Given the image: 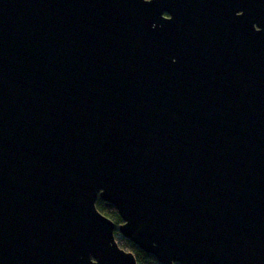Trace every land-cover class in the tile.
Wrapping results in <instances>:
<instances>
[{
	"label": "water",
	"instance_id": "95a60500",
	"mask_svg": "<svg viewBox=\"0 0 264 264\" xmlns=\"http://www.w3.org/2000/svg\"><path fill=\"white\" fill-rule=\"evenodd\" d=\"M116 228L264 264V0H0V264H138Z\"/></svg>",
	"mask_w": 264,
	"mask_h": 264
},
{
	"label": "trees",
	"instance_id": "16d2710c",
	"mask_svg": "<svg viewBox=\"0 0 264 264\" xmlns=\"http://www.w3.org/2000/svg\"><path fill=\"white\" fill-rule=\"evenodd\" d=\"M96 205H97L98 210L102 214H104L105 216L113 220V222L116 224V227H118L119 225L123 223V220L120 217L117 209L112 204H110L107 201L102 200L101 198H98ZM115 238L117 240L118 245L122 249L134 253L138 264H160L153 255L147 254L146 252L141 250L131 240L124 238L119 233L117 228L115 231Z\"/></svg>",
	"mask_w": 264,
	"mask_h": 264
}]
</instances>
